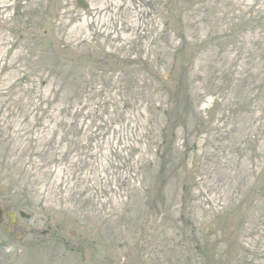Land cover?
<instances>
[{
	"label": "rangeland",
	"instance_id": "rangeland-1",
	"mask_svg": "<svg viewBox=\"0 0 264 264\" xmlns=\"http://www.w3.org/2000/svg\"><path fill=\"white\" fill-rule=\"evenodd\" d=\"M0 0V264H264V0Z\"/></svg>",
	"mask_w": 264,
	"mask_h": 264
},
{
	"label": "water",
	"instance_id": "water-1",
	"mask_svg": "<svg viewBox=\"0 0 264 264\" xmlns=\"http://www.w3.org/2000/svg\"><path fill=\"white\" fill-rule=\"evenodd\" d=\"M78 5L84 8H88L89 5L84 0H79ZM3 214L4 210L0 207V226H3ZM20 215L24 218H28L29 216L26 215L24 212H21ZM9 218L11 219V223H15L18 220V217L15 213H8Z\"/></svg>",
	"mask_w": 264,
	"mask_h": 264
},
{
	"label": "flooded vegetation",
	"instance_id": "flooded-vegetation-1",
	"mask_svg": "<svg viewBox=\"0 0 264 264\" xmlns=\"http://www.w3.org/2000/svg\"><path fill=\"white\" fill-rule=\"evenodd\" d=\"M5 218H6V216H5ZM14 229H15L14 226H12L11 231H14Z\"/></svg>",
	"mask_w": 264,
	"mask_h": 264
}]
</instances>
